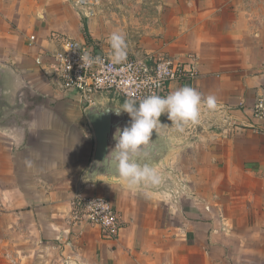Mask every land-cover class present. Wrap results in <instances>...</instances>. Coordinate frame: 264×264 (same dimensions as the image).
I'll list each match as a JSON object with an SVG mask.
<instances>
[{
  "label": "crops",
  "instance_id": "crops-1",
  "mask_svg": "<svg viewBox=\"0 0 264 264\" xmlns=\"http://www.w3.org/2000/svg\"><path fill=\"white\" fill-rule=\"evenodd\" d=\"M49 3L0 0V25L15 23L24 30L19 31V41L6 37L0 43L4 92L0 248L5 251L0 260L14 264H250L248 256L237 257L228 250L234 243L226 237L227 229L215 221L219 211L208 207L212 201L204 203L198 186L193 188L195 199L187 193L177 195L178 189L172 195L171 185L162 188L161 178L160 187L129 188L107 181L86 185L84 193L109 198L120 213L123 226L113 241L103 239L98 227L73 219L72 200L92 160L94 136L81 98L56 89L36 63L40 50L30 37L37 36L43 48L50 47L52 27L38 19V9L45 10ZM250 4L181 0L176 6L180 10L197 11L170 14L163 36L167 43L157 49L194 64L197 73L194 83L172 84L171 93L191 87L204 98L216 97L214 109L201 106L198 120L220 128L199 130L201 142L192 145L193 155L186 158L194 168H221L219 178L230 186L244 185L258 175L264 179V124L252 112L257 97L264 94V22L254 21L247 11L237 12ZM28 14L33 18L28 21L32 29L22 26ZM4 32L7 27L0 29V37ZM71 34L81 40L78 33ZM226 153L227 159L217 157ZM163 174L165 182L167 176L172 178Z\"/></svg>",
  "mask_w": 264,
  "mask_h": 264
},
{
  "label": "rangeland",
  "instance_id": "rangeland-1",
  "mask_svg": "<svg viewBox=\"0 0 264 264\" xmlns=\"http://www.w3.org/2000/svg\"><path fill=\"white\" fill-rule=\"evenodd\" d=\"M179 1L181 0H100L99 6L95 7L93 11V9H79L71 0H50L45 10L42 8L38 9L40 11L38 19L42 20V23H47L48 21V25L52 27L49 33L52 31V33L63 34L73 39L75 38L71 32L78 33L79 37L77 38L81 39L79 41L87 42L111 58H114V56L109 38L114 32H120L125 36V57L147 54L167 55L161 50L157 51V49H161L160 45L167 43L163 36L170 14L174 17L179 15H175V13L181 10L184 14L187 12L188 15L190 11H197L196 8L191 7H184L180 10L179 7H176ZM243 1L251 2L252 4L248 8H238L237 12L244 13L247 11V15L251 16L252 19L254 18V21L264 22V0ZM48 14H51L52 17L48 16ZM43 15L46 17L45 20L41 19ZM29 16L28 14L24 19L22 26L32 29L34 25L28 23V21L32 22L33 18L29 19ZM5 27H7V32L1 34L0 43H3L6 37L19 41V31L22 32L24 30L15 23L0 25L1 30H4ZM35 31H27V33ZM157 46L160 48H156ZM20 48L21 44L19 43L16 51H19ZM85 108L86 106L84 105ZM208 127H217V125L212 124L211 121L203 122L202 120H198V123L189 124L185 127L182 133L185 135V139H189V145L184 151L175 154L168 161V167L163 172L171 175L172 178L167 176L168 178H166L167 181L165 182L163 174L161 176L162 183L164 184L162 188L166 184H169L173 190L172 195L176 192L174 189H178L179 193L177 195L187 193L196 199L198 196L193 191V188L198 186L199 190L203 193L200 194L201 199H203L202 197L206 199L204 203L207 204L208 200L212 201V205L207 204L208 207L211 209L215 207L216 211H219V214L215 217V221L217 220L227 229L225 235L232 244L234 243L228 250L237 257L240 255L248 256L250 264H264L263 176L259 178L258 175V177H254L244 185L233 184L230 186L219 178V175L223 171L221 168L191 167L186 157L193 155L190 152L192 145L196 142H201V138L199 139L198 136L200 132L198 131ZM217 128H220V126ZM211 136L213 137V135ZM187 149L189 151H186ZM217 157L227 159L228 156L226 153V157L223 154L217 155ZM207 160L205 158V161ZM231 172L232 169H230ZM186 176H189L190 180L194 182L198 180L200 182L197 184L195 182V185H193L194 182L192 183L189 179L187 180ZM200 176L204 178V182L202 181L203 179L199 178ZM4 253V249L0 248L1 257L4 256ZM14 256L19 258V254L15 253ZM238 262L239 259L237 260ZM0 264L14 263L0 260ZM240 264H243V262Z\"/></svg>",
  "mask_w": 264,
  "mask_h": 264
},
{
  "label": "built area",
  "instance_id": "built-area-1",
  "mask_svg": "<svg viewBox=\"0 0 264 264\" xmlns=\"http://www.w3.org/2000/svg\"><path fill=\"white\" fill-rule=\"evenodd\" d=\"M71 1L79 9L94 11L100 0ZM30 42L40 50L36 63L42 67V74L59 91L78 95L86 108L94 104L95 95L102 93H118L139 102L150 94L167 96L172 84L194 83L197 78L194 64L165 54L125 57L116 62L87 42L63 34L52 33L47 48L37 36L30 37ZM252 112L264 124V94L257 97ZM72 207L76 222L98 227L105 240L118 238L123 222L109 198L78 191Z\"/></svg>",
  "mask_w": 264,
  "mask_h": 264
},
{
  "label": "clouds",
  "instance_id": "clouds-1",
  "mask_svg": "<svg viewBox=\"0 0 264 264\" xmlns=\"http://www.w3.org/2000/svg\"><path fill=\"white\" fill-rule=\"evenodd\" d=\"M113 56L116 62L126 56V41L124 34L114 32L109 38ZM214 109L217 105L216 97L209 95L206 98L191 87H182L167 96L150 94L139 102L135 99L127 100L121 108H115V114L127 113L131 118L130 125L117 129L114 133L115 147L106 157L111 162L114 175L123 180L129 188L141 184L158 185L160 177L152 168L156 145L152 143V134L155 132L162 140L160 129H174L183 132L189 124L198 123L201 106ZM109 111V109H105ZM167 115L171 127L162 125L160 117Z\"/></svg>",
  "mask_w": 264,
  "mask_h": 264
},
{
  "label": "water",
  "instance_id": "water-1",
  "mask_svg": "<svg viewBox=\"0 0 264 264\" xmlns=\"http://www.w3.org/2000/svg\"><path fill=\"white\" fill-rule=\"evenodd\" d=\"M4 96L3 89L0 88V103ZM94 104L86 108L85 115L92 129L94 136V152L92 160L82 178V184L79 192L86 189V185H95L99 181H107L114 184L128 185L116 177L109 178L114 175L111 162L106 159L110 151L115 147L114 133L116 130L123 129L130 125L131 118L127 113L122 112L119 116L115 114V108H121L128 100L118 93H102L93 97ZM1 105V104H0ZM109 109V111H105ZM162 125L171 127L169 121L164 115L160 117ZM161 139L155 132L152 134V143L156 145L154 150V159L151 161V167L154 168L161 178L164 169L168 167V161L175 154L184 151L188 145L189 139H185L182 132L174 129H160ZM147 184H141L133 188L143 187Z\"/></svg>",
  "mask_w": 264,
  "mask_h": 264
}]
</instances>
